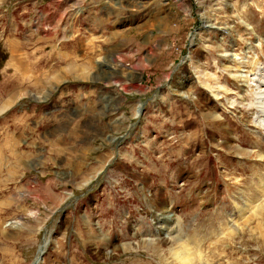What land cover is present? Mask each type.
<instances>
[{
  "label": "rangeland",
  "instance_id": "1",
  "mask_svg": "<svg viewBox=\"0 0 264 264\" xmlns=\"http://www.w3.org/2000/svg\"><path fill=\"white\" fill-rule=\"evenodd\" d=\"M227 54L264 64V0H0V264H264V129L227 102L254 67Z\"/></svg>",
  "mask_w": 264,
  "mask_h": 264
},
{
  "label": "bare ground",
  "instance_id": "2",
  "mask_svg": "<svg viewBox=\"0 0 264 264\" xmlns=\"http://www.w3.org/2000/svg\"><path fill=\"white\" fill-rule=\"evenodd\" d=\"M261 44L262 43H258L257 46H262ZM250 48H253V47H250ZM255 55H254L253 59L250 60V59H244L242 57H237V56L235 57L234 54L233 55L232 54H230V55L227 54V56H231V57H233V59H236L237 58L238 59V64H239V66L241 68H243V67H246V68H248V67H250V68L251 67H254L252 69H245L244 70V74L242 73V78H241V81L243 82V84L245 86L249 87V89H252L251 90L252 95L249 97L248 103L247 104H243V102L246 100L244 97H241V100H236L235 98L234 99H228L227 98V102L230 105H233V106H234V104H242V106H245L248 110H250L249 112H251V110H256V115H255V117H253L252 122H254L255 125H257V126H259V127H261V128L264 129V73H263V71H264V64L261 61H258L259 57L257 56V58H256ZM234 68H236L235 70L238 71V68L239 67L236 66ZM241 68H239V69H241ZM230 71H233V70H230ZM240 71H243V70H240ZM230 73H232V72H230ZM235 73H238L239 74V72H235ZM238 74H235V75L236 76H239ZM256 74H258V75L256 76ZM197 78H198V81L200 82L201 76H197ZM257 78H258V80H257ZM220 86L225 87L223 85H220ZM209 87L214 88L213 85H209ZM219 91H220V89H219ZM219 91L216 90V89H212L211 90V92L213 94V97L215 99H217V100H219L220 97H221V93H220L221 91L220 92ZM242 98H243V100H242ZM137 109H138L137 111L139 113L142 110L141 108H137ZM213 118L215 120H217L219 117L217 115H214ZM262 138L264 139V135H263ZM261 159H264V156H262ZM260 190H262V189H260ZM258 193L259 194H262L261 197H264V190L262 192L260 191ZM246 206H248V205H246ZM249 207H251V206H249ZM172 214L175 215L174 213H172ZM172 214H171L169 208H167V210L164 211L163 215H159V219L161 218L163 221L169 223L170 225L178 224V220H180V219L177 220L176 219L177 216L175 215L176 216V218H175ZM157 227H158V224H157ZM160 228L164 229L163 236L164 235L165 236H170L171 233H172V231L174 230L173 227L172 228H168L167 226H162ZM171 240H173V239L171 238L170 241ZM173 241H175V240H173ZM177 245H178L177 247H173L172 249L174 250L173 256H175L177 258V262L179 264H198L197 263L198 262L197 261L198 260V254H197L198 250H195L192 246H190L187 243L185 244L184 242L183 243H179ZM38 260H39V258H38Z\"/></svg>",
  "mask_w": 264,
  "mask_h": 264
},
{
  "label": "crops",
  "instance_id": "3",
  "mask_svg": "<svg viewBox=\"0 0 264 264\" xmlns=\"http://www.w3.org/2000/svg\"><path fill=\"white\" fill-rule=\"evenodd\" d=\"M256 147H261L260 145H257ZM264 150V144H263V146H262V148H260L259 150H257L258 151V157H262V156H264V153H263V150ZM261 195L262 194H259V197L257 198V199H260V198H264V197H261Z\"/></svg>",
  "mask_w": 264,
  "mask_h": 264
},
{
  "label": "water",
  "instance_id": "4",
  "mask_svg": "<svg viewBox=\"0 0 264 264\" xmlns=\"http://www.w3.org/2000/svg\"><path fill=\"white\" fill-rule=\"evenodd\" d=\"M43 247H45V246H41V248H40V251H39V253H40V256H39V260H37L36 262H35V264H39V262L42 260V258H43V255H44V253H45V250H44V248Z\"/></svg>",
  "mask_w": 264,
  "mask_h": 264
}]
</instances>
